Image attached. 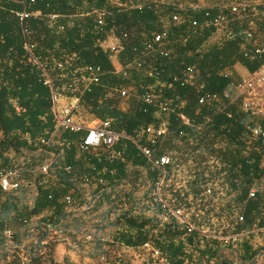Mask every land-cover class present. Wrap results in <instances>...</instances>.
I'll list each match as a JSON object with an SVG mask.
<instances>
[{
    "label": "trees",
    "instance_id": "trees-1",
    "mask_svg": "<svg viewBox=\"0 0 264 264\" xmlns=\"http://www.w3.org/2000/svg\"><path fill=\"white\" fill-rule=\"evenodd\" d=\"M121 1L0 0V169L17 170L20 181L15 190L0 189V264H72L56 258L57 243L70 238L71 248L87 235L91 255L105 264H259L264 138L249 134L239 102L221 94L233 93L236 64L250 73L260 61L242 56L249 45L242 34L208 42L216 31L204 17L239 0ZM23 9L31 15L20 21L15 11ZM98 9L107 11L103 25ZM227 28L248 23L234 18ZM162 30L166 38L154 42ZM89 65L100 66L96 82L89 83ZM47 76L51 85L43 83ZM52 89L65 102L77 100L76 120H108L121 136L111 146L78 148L77 133L55 129ZM206 93L220 97L198 103ZM162 120L164 136L150 143L145 127ZM64 140L72 143L59 154ZM136 143L149 145L153 157L169 156L161 197L188 213L192 231L163 218L152 194L160 172ZM86 212L99 219L82 228ZM231 234H238L235 244H224Z\"/></svg>",
    "mask_w": 264,
    "mask_h": 264
},
{
    "label": "built area",
    "instance_id": "built-area-1",
    "mask_svg": "<svg viewBox=\"0 0 264 264\" xmlns=\"http://www.w3.org/2000/svg\"><path fill=\"white\" fill-rule=\"evenodd\" d=\"M113 3L122 5L121 0H110ZM96 11V23L103 25L107 16L105 9H98ZM35 14V13H34ZM15 15L20 21H24L31 13L25 9L15 11ZM54 18L55 15L50 16ZM205 23L213 25L215 27V33L222 32L225 38H232L236 35H243L246 40L249 41V45L242 52V56L249 60H259L260 63L253 72H248L246 75L238 77L231 81V88L233 93L224 91L221 96L228 99L229 102H239L240 109L250 118V122L246 124V130L252 136H260L264 138V0H252L243 1L239 0L229 4L228 6H221L215 13L205 11L204 13ZM171 18L177 20L179 13L172 14ZM245 18L248 23V28L242 31L230 30L227 28L228 23L232 19ZM192 24H196V20L192 21ZM26 31V29H24ZM125 36V33L123 34ZM167 33L166 30L156 32L153 35L154 42L164 41ZM110 50L116 49L115 44L109 45ZM32 45H27V49H31ZM30 60L37 62L36 57L32 54L29 56ZM60 65V64H58ZM88 70L90 72L89 83L96 82L99 79V73L101 71L98 65H89ZM190 72L191 68H187ZM229 75L231 73H228ZM44 84L51 85V80L47 76L43 81ZM121 95L126 94V89L120 90ZM219 95L216 93L202 94L198 98V103L202 104L209 99H219ZM142 98L146 103H151L153 100L152 94L145 92L142 94ZM51 110L54 115L55 129H62L71 133L78 134V148L85 149L87 147H96L102 143L106 145H113L121 133L113 131L109 128L110 123L108 120L99 118L92 119L88 122H80L74 118V111L78 107L77 100H72L60 104V96L55 90H51ZM16 111L23 110L19 106L14 104ZM162 110H166L167 106L162 104ZM229 116V114H228ZM188 119H184V123H188ZM167 123L162 120L157 124H150L145 127V133L150 143H155L159 138H162L166 132ZM53 133H51L52 137ZM71 140L60 141L59 154L64 153L66 148L71 145ZM137 147L141 153L147 157L152 165L157 168L160 172V179L155 183L153 189V196L160 201L161 208L165 211L163 218L166 219L168 215L173 216L177 222L187 232L193 230V225L190 222L188 213L183 211L181 208H172L169 206L161 197L160 186L162 179L165 175V166L169 163V156L167 154H161L157 157H153L152 148L146 144H137ZM51 163L50 158L40 165V171L46 174ZM19 173L17 170L11 169H0V189L3 192L9 190H15L19 186ZM254 188L249 191V196L254 195ZM63 200L69 204L72 198L69 194L64 195ZM9 233V231H5ZM89 237V236H88ZM238 239V234L227 235L222 238L224 244H235ZM148 247V244H144ZM154 254H158L157 250L153 251Z\"/></svg>",
    "mask_w": 264,
    "mask_h": 264
},
{
    "label": "rangeland",
    "instance_id": "rangeland-1",
    "mask_svg": "<svg viewBox=\"0 0 264 264\" xmlns=\"http://www.w3.org/2000/svg\"><path fill=\"white\" fill-rule=\"evenodd\" d=\"M243 1H252V0H243ZM223 6H226V5H223ZM222 34L223 33L220 31L217 33H214L212 35V37H210L208 42L212 43V42L218 40L220 37L223 36ZM239 69H240V72L245 73L244 69L241 66ZM244 75L245 74H243V75L241 74V76H244ZM64 103H65V101L63 99H60V104H64ZM142 189H143V187H140V192L142 191ZM140 192H138V193H140ZM80 217L83 221L82 228L91 226L92 224L93 225L96 224L98 222V219H99L96 213H87V212L81 213ZM73 228H74V226H73ZM91 229L92 228L90 227L88 230H91ZM52 233H55V231H53ZM88 236L90 237V235H87L85 237V240L87 242L85 241L82 244L80 243L81 245H79L77 243H73L70 245L71 248H69V244L72 243L70 238H67V240H64V241H59L56 245V253H55L56 258L59 260L66 258L67 261L71 262L72 264H105L103 257H98V256L94 257L91 255V250H92L93 246H91V244L88 242V240L91 239ZM261 241L262 240L260 238L256 239V242L258 244H260ZM136 257H137V259H133V261L137 263L141 260V258H139L138 255L135 253V258ZM257 261L259 264H263L264 255H262V254L258 255Z\"/></svg>",
    "mask_w": 264,
    "mask_h": 264
},
{
    "label": "crops",
    "instance_id": "crops-1",
    "mask_svg": "<svg viewBox=\"0 0 264 264\" xmlns=\"http://www.w3.org/2000/svg\"><path fill=\"white\" fill-rule=\"evenodd\" d=\"M240 66L241 65H238V64H236L235 66H234V71L239 75L238 77H241V74L243 75V74H247L248 73V71L243 67V66H241L243 69H244V71H245V73H242V72H240Z\"/></svg>",
    "mask_w": 264,
    "mask_h": 264
}]
</instances>
